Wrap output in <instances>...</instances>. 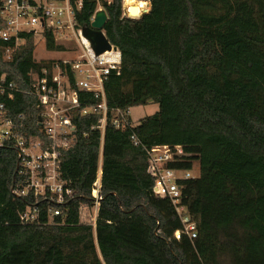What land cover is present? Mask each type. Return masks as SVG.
Masks as SVG:
<instances>
[{"label": "trees", "instance_id": "1", "mask_svg": "<svg viewBox=\"0 0 264 264\" xmlns=\"http://www.w3.org/2000/svg\"><path fill=\"white\" fill-rule=\"evenodd\" d=\"M78 1L70 0L76 28L103 10V33L121 54L104 82L108 108L153 103L158 111L119 128L109 116L95 229L79 224L78 212L92 206L99 114L73 119L74 142L58 162L73 194L62 203L28 189L15 137H0V264H264V0H141L150 8L138 18L126 15L124 0ZM2 7L0 80L12 88L0 94V118L26 140L43 139L33 78H51L56 67L74 77L62 60L36 61L30 33L4 40ZM45 48L61 53L74 43ZM163 146L183 151L171 168L198 166L199 176L181 183L197 247L175 239L174 207L153 194L154 179L134 158Z\"/></svg>", "mask_w": 264, "mask_h": 264}, {"label": "built area", "instance_id": "2", "mask_svg": "<svg viewBox=\"0 0 264 264\" xmlns=\"http://www.w3.org/2000/svg\"><path fill=\"white\" fill-rule=\"evenodd\" d=\"M125 1V0H124ZM80 7V0L76 4ZM125 9V8H124ZM126 15L131 17L127 5ZM74 7L70 0H3L1 17L6 22V30L1 33L4 40L30 33L43 41L54 43H74V57L63 60L69 66L74 78L69 79L67 72L59 67L53 70L52 77L33 78L34 94L41 110L40 125L43 139L26 140L20 136L18 126L10 120L0 118V137H15L20 151L21 171L28 178V189L37 197L56 198L62 203L73 194L71 188L60 180L58 172L59 156L75 139L76 129L73 119L76 116L100 115L101 151L97 179L92 187V206L82 205L78 212V222L95 229L101 197V158L102 144L106 124L111 116V124L119 128L126 124L128 112L110 110L107 106L104 82L112 71H118L121 65L120 52L111 46V50L96 55L90 41L76 28ZM7 86L4 78L0 80V94ZM5 104L0 103V111ZM183 155L180 147H156L135 156L138 163L145 165L148 174L154 179L153 194L168 199L174 207L182 230L175 233L177 241L183 236L193 247L199 245L196 225L187 209L182 205L181 183L196 178L191 171L176 170L170 167ZM25 191L22 193L24 194ZM59 210L54 212L55 216ZM25 220L28 213L23 214Z\"/></svg>", "mask_w": 264, "mask_h": 264}, {"label": "rangeland", "instance_id": "3", "mask_svg": "<svg viewBox=\"0 0 264 264\" xmlns=\"http://www.w3.org/2000/svg\"><path fill=\"white\" fill-rule=\"evenodd\" d=\"M127 7V2L126 0L124 1V8L126 11ZM148 10L150 8V5L147 6ZM147 9L142 10L141 14L144 13V11ZM34 44H35V59L36 61H41V60H68L74 57L73 50H68L66 52H51L47 51L45 48V44L43 41L38 40L36 37L34 39ZM64 46H68L69 44L64 43ZM158 111V105L156 104H148L146 106H139L135 108H131L128 110V116L131 119L133 123L138 122L140 119L151 116L155 114ZM198 166L195 165V168L191 171V174L193 176L198 177L199 176V170L197 168Z\"/></svg>", "mask_w": 264, "mask_h": 264}, {"label": "water", "instance_id": "4", "mask_svg": "<svg viewBox=\"0 0 264 264\" xmlns=\"http://www.w3.org/2000/svg\"><path fill=\"white\" fill-rule=\"evenodd\" d=\"M147 11H144L146 13ZM130 15L136 14V7L129 8ZM143 14V13H142ZM140 14L138 17H140ZM138 17H130V18H138ZM107 21L106 13L103 10H99L96 12L95 16L92 19L91 25L88 29H83V36L86 37L95 52L96 55H101L107 51L111 50V44L107 41L104 33L103 27ZM41 121V119H39Z\"/></svg>", "mask_w": 264, "mask_h": 264}, {"label": "bare ground", "instance_id": "5", "mask_svg": "<svg viewBox=\"0 0 264 264\" xmlns=\"http://www.w3.org/2000/svg\"><path fill=\"white\" fill-rule=\"evenodd\" d=\"M126 2H127V5L129 8L136 7V9H137V13L132 14L131 15L132 17H138L141 14L142 10L146 9L148 6L147 3H145L141 0H126Z\"/></svg>", "mask_w": 264, "mask_h": 264}, {"label": "crops", "instance_id": "6", "mask_svg": "<svg viewBox=\"0 0 264 264\" xmlns=\"http://www.w3.org/2000/svg\"><path fill=\"white\" fill-rule=\"evenodd\" d=\"M147 4H148V3H147ZM148 6H149V4H148ZM146 9H147V10H145V11H147V12H148V11H149V10H148V8H146Z\"/></svg>", "mask_w": 264, "mask_h": 264}]
</instances>
